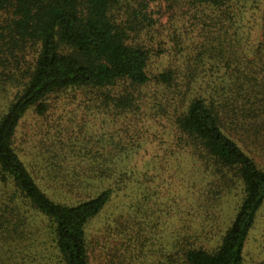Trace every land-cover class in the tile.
Listing matches in <instances>:
<instances>
[{
  "label": "trees",
  "instance_id": "obj_1",
  "mask_svg": "<svg viewBox=\"0 0 264 264\" xmlns=\"http://www.w3.org/2000/svg\"><path fill=\"white\" fill-rule=\"evenodd\" d=\"M80 92L127 135L83 147L97 186L64 179L71 145L36 155L19 138ZM147 105L172 128L165 168L182 169L171 211L188 220L169 238L132 167ZM263 211L264 0H0V264H246Z\"/></svg>",
  "mask_w": 264,
  "mask_h": 264
},
{
  "label": "rangeland",
  "instance_id": "obj_2",
  "mask_svg": "<svg viewBox=\"0 0 264 264\" xmlns=\"http://www.w3.org/2000/svg\"><path fill=\"white\" fill-rule=\"evenodd\" d=\"M188 9L189 7H186L184 12ZM170 20L168 15L162 18L163 24H167ZM157 30H160V28L157 27ZM168 58L169 57L163 58L161 62L164 65L160 66V68L154 67V69L158 70L162 67H168ZM152 87L155 88L154 86ZM83 100H86V97L80 92L76 99L65 98L52 101L55 104V108L49 114L47 122H44L35 112L30 113L22 123L19 138L21 141L24 137L30 139L31 144L28 146L32 149L34 154H36V152L38 154H49L51 151H56V148L60 151L65 143L71 145L72 149L75 151L69 156L68 163H70V169H66L63 172V174H66L64 179H68L71 182L73 178H76L80 182L84 181V183H86L89 181L90 185L97 186L98 183H100L98 182L100 176L95 177L96 175L93 173L90 174V177L88 175L90 172L89 166L96 162L95 158H92V155L86 156V150H84L83 147H86L87 151H100L102 153L103 147H110V145L115 144L119 140L118 136L123 135L121 128H123L124 124L121 123V117L119 118L118 116L115 118H106L101 115L96 116L94 114H87L84 109ZM155 106L157 107V105ZM155 106L147 105V108H144L147 112L146 115L144 111L143 115H141L142 117L139 119L141 123L137 125V127L143 129V131H148L149 134L146 140L140 141V153L133 158L132 167L135 168L138 179L141 180L143 176H147L150 180L143 185V188H148L152 190V192H158V199L156 201L158 205L154 206V210L158 211L159 209L163 212L159 213L162 217L160 219L159 231L162 232L160 234L161 236L163 235L169 238L176 229L184 224L185 220H188V218L185 219V217H183L181 219L179 215L171 211L174 208V199H179L180 194H182L179 189V183L176 180L177 175H182V169L180 168L181 165L178 163L173 164V168H165L164 151H166L167 145H161L163 144L162 142L165 141V139H163L164 137L168 139V135L171 134L170 131H172V128L166 118L158 117L153 114L154 112H152V110ZM58 124H62V126ZM56 131L61 132L64 136L55 137ZM123 136L126 138L127 135L124 134ZM43 139L46 142H44ZM62 139L64 142H60ZM183 170H185V168H183ZM77 174L80 176L77 177ZM79 185L82 186V183ZM81 189L79 190L81 191ZM132 192V196L135 197L136 193L138 195L137 185ZM183 194L181 197L182 205L184 203ZM139 196L141 197V193ZM118 202L120 201L118 200ZM176 208L177 207H175V209ZM232 208L230 203L228 204L227 202L221 213V218L218 219L217 222L211 223L209 221L207 223L212 226L213 231V234L211 233L210 236L212 241L211 244L216 241V235L219 233V229L221 230L230 224L231 217L233 216ZM174 211L178 213V211ZM197 225L199 227V223H197ZM250 248V256L252 257L247 258L246 264H264V211L261 214L257 229L252 234ZM156 257L155 255L152 256V261H155Z\"/></svg>",
  "mask_w": 264,
  "mask_h": 264
}]
</instances>
